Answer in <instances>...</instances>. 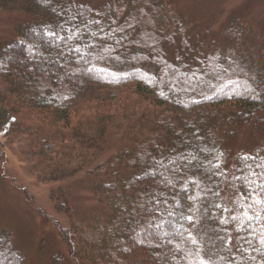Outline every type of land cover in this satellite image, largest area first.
Returning <instances> with one entry per match:
<instances>
[{
	"label": "trees",
	"instance_id": "16d2710c",
	"mask_svg": "<svg viewBox=\"0 0 264 264\" xmlns=\"http://www.w3.org/2000/svg\"><path fill=\"white\" fill-rule=\"evenodd\" d=\"M106 4L0 0L30 17L0 42V131L29 140L46 181L85 170L107 209L55 198L61 239L84 264H264V38L184 58L169 0ZM243 127L263 138L230 157ZM111 132L124 144L98 163ZM0 264H25L1 230Z\"/></svg>",
	"mask_w": 264,
	"mask_h": 264
},
{
	"label": "rangeland",
	"instance_id": "374dc122",
	"mask_svg": "<svg viewBox=\"0 0 264 264\" xmlns=\"http://www.w3.org/2000/svg\"><path fill=\"white\" fill-rule=\"evenodd\" d=\"M77 1L101 9L110 0ZM169 2L175 15L186 25L185 37L190 49L181 53L184 58L198 57L214 48L242 50L252 39L264 38V0ZM28 21L30 17L21 11L0 12V42L13 39L16 28ZM234 27L242 37L227 39L223 32ZM164 45L168 57L173 59L181 45L180 36ZM237 134L225 146L230 157L251 150L263 138L253 127L239 128ZM123 144L118 135L108 134L105 152L98 163L105 162ZM32 155V146L24 135L0 131V230L10 235L12 246L25 264H52L54 258L56 264H84L73 256L60 237V232L68 230L72 222L70 215L57 208L55 198L86 218H96L107 209L91 192V178L85 170L65 180L46 181V165L41 166L43 162Z\"/></svg>",
	"mask_w": 264,
	"mask_h": 264
},
{
	"label": "snow or ice",
	"instance_id": "6c2138e0",
	"mask_svg": "<svg viewBox=\"0 0 264 264\" xmlns=\"http://www.w3.org/2000/svg\"><path fill=\"white\" fill-rule=\"evenodd\" d=\"M54 35V34H53ZM245 159H247V158H245Z\"/></svg>",
	"mask_w": 264,
	"mask_h": 264
}]
</instances>
